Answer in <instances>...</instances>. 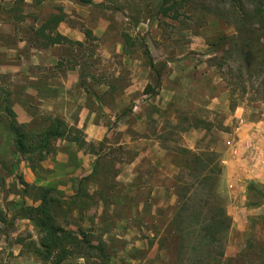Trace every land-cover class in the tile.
Returning <instances> with one entry per match:
<instances>
[{
    "label": "rangeland",
    "instance_id": "obj_1",
    "mask_svg": "<svg viewBox=\"0 0 264 264\" xmlns=\"http://www.w3.org/2000/svg\"><path fill=\"white\" fill-rule=\"evenodd\" d=\"M259 9L264 0H0V204L9 220L0 264H44L30 244L39 231L21 214L37 204L22 179L87 193L57 219L87 232L105 257L85 248L63 264H264V138L241 147L237 134L241 117L264 128V36L257 61L248 47ZM56 14L83 44L36 51L37 30ZM6 97L34 132L49 116L94 131L86 137L99 155L56 139L43 161H28L15 151ZM72 145L95 156L91 172L67 187L43 184L52 171L44 162ZM233 149L239 178L226 173ZM223 208L229 228H209Z\"/></svg>",
    "mask_w": 264,
    "mask_h": 264
},
{
    "label": "trees",
    "instance_id": "obj_2",
    "mask_svg": "<svg viewBox=\"0 0 264 264\" xmlns=\"http://www.w3.org/2000/svg\"><path fill=\"white\" fill-rule=\"evenodd\" d=\"M41 2L43 0H36ZM83 5H89L93 3V0H77ZM240 4V2L238 1ZM241 5V4H240ZM164 6V5H163ZM260 15V25L258 28H249L250 40L249 53L252 60L257 61L261 50L257 49L258 46H262V36H264V9L257 10ZM63 16L52 15L47 19L37 30L38 39L41 38L44 46H50L54 44H83L82 41H74L68 36H65L58 32L57 26L62 22ZM244 23H245V19ZM86 34H91L90 30L86 31ZM1 100V99H0ZM3 110L8 115V130L11 134V138L14 143L15 151L23 157H27L28 161H43L49 154L53 152L52 143L56 139L65 140L67 142L75 143L79 148L86 151L96 153L99 155L98 146L94 142H89L86 137V133L83 128H80L76 124H71L63 118L59 117H47L48 125L41 131L34 132L28 129L24 123H18L16 115L12 109L11 103L6 97L3 102ZM104 142L100 143V149H102ZM191 153V151L188 150ZM193 154V153H192ZM194 158L202 160L200 154H193ZM192 171V168H191ZM222 170H220L221 173ZM87 179L83 177L79 181L80 187L82 183ZM21 183L25 186L24 192L27 188H31L34 192L33 201L37 204H26L21 206L22 217L28 218L33 221V224L39 231V240L30 243L33 245V250L44 264H63L67 258L74 254H80L81 256H87L84 252L85 248L89 250H97L102 257L104 247L101 244H93L88 238V233L82 229H67L58 222V217L61 213L65 212V209H70L76 206L79 197H84L86 191L78 190L74 195L63 194L59 189L47 186V185H31L25 180H21ZM211 190H215V183L212 185ZM16 218V217H15ZM209 221V228L212 226L216 228L217 225H224L223 230L228 229L230 226V217L226 210L223 208L220 212L213 211ZM0 223L6 225L9 223L7 219V213L0 204ZM218 230V229H217ZM221 231V230H220ZM98 253V254H99Z\"/></svg>",
    "mask_w": 264,
    "mask_h": 264
},
{
    "label": "crops",
    "instance_id": "obj_3",
    "mask_svg": "<svg viewBox=\"0 0 264 264\" xmlns=\"http://www.w3.org/2000/svg\"><path fill=\"white\" fill-rule=\"evenodd\" d=\"M60 23H63L60 22ZM60 25V24H59ZM62 25L57 27V31L60 32L61 34L65 35V36H70L72 37V33H74V29L67 27V28H61ZM1 28V25H0ZM68 29V30H67ZM1 32V29H0ZM69 37V38H70ZM54 45H58V44H54ZM52 46V45H50ZM50 46H42V48L36 49V51L38 52H46V49ZM64 95V91L60 90L59 92V97L61 98ZM48 111H50V113L54 114L55 116H57V112L56 110H54L52 108V106H47ZM225 110L227 111L228 109V105H225ZM63 108H60V112L62 111ZM67 109V108H65ZM241 108H238L235 116L239 114H241L240 111ZM242 110V109H241ZM66 112V110H65ZM88 112V111H85ZM82 114V118L83 116L86 117V113ZM240 118V117H239ZM241 122L242 124L238 127V131L237 134L239 136L238 140L239 143L242 145L241 147H243L244 144L247 145H255L256 141H258V138L263 137L264 138V129L263 128V124L260 122H256L255 125L252 127L250 126V128H252V130H249L248 127H245L246 125H249L247 122L245 123V120L243 119V117H241ZM245 123V124H244ZM254 124V123H252ZM89 138L91 139V137H95L93 134H95L94 131H88V129H86L85 132ZM90 139L87 138V140L89 141ZM239 149V148H238ZM238 149H233V153L228 152V160L227 162V169H226V173L230 174L232 177L234 178H239V177H235L236 176V171H237V175L242 173H239V169H240V164L238 161V158H240L237 153H238ZM244 150V149H243ZM264 153V150H263ZM95 156L87 153L86 151L79 149L77 146L72 145L69 150L65 153V152H58V154L54 157V158H49L48 160H46V162H44V166L45 167H50L52 168L51 174L48 178V180L43 181L42 183H48V182H59V185L61 187H67V185L65 184L66 182L63 181H67L69 179V177L73 176V175H84V174H88L91 172L92 167H93V158ZM261 158V157H260ZM258 169V168H257ZM28 168L25 169V173H28V175H30L29 173H31L30 171H27ZM255 171V169H254ZM253 171V169L250 170V174H249V178L254 179L256 181H260L262 178L260 179H256V173ZM27 177V176H26ZM28 178H31V175L28 176Z\"/></svg>",
    "mask_w": 264,
    "mask_h": 264
}]
</instances>
